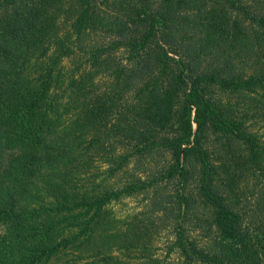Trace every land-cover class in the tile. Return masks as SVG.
Masks as SVG:
<instances>
[{
  "label": "trees",
  "instance_id": "16d2710c",
  "mask_svg": "<svg viewBox=\"0 0 264 264\" xmlns=\"http://www.w3.org/2000/svg\"><path fill=\"white\" fill-rule=\"evenodd\" d=\"M0 264H264V0H0Z\"/></svg>",
  "mask_w": 264,
  "mask_h": 264
},
{
  "label": "rangeland",
  "instance_id": "374dc122",
  "mask_svg": "<svg viewBox=\"0 0 264 264\" xmlns=\"http://www.w3.org/2000/svg\"><path fill=\"white\" fill-rule=\"evenodd\" d=\"M144 197H129V198H124L119 202L113 203L112 208L113 211L118 215V216H125L129 214H133L137 211H140L143 209L149 200L143 199ZM162 213V212H161ZM160 221V220H158ZM162 225V222H161ZM160 239L157 242L158 248L160 252H164V245L168 239V233L164 230L160 234Z\"/></svg>",
  "mask_w": 264,
  "mask_h": 264
}]
</instances>
